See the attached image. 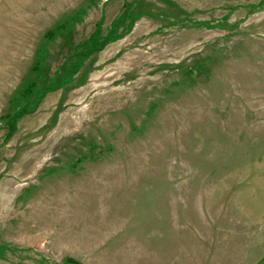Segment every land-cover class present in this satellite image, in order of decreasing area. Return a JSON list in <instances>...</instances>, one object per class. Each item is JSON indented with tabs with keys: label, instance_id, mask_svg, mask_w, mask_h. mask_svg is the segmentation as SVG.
<instances>
[{
	"label": "rangeland",
	"instance_id": "1",
	"mask_svg": "<svg viewBox=\"0 0 264 264\" xmlns=\"http://www.w3.org/2000/svg\"><path fill=\"white\" fill-rule=\"evenodd\" d=\"M0 264H264V0H0Z\"/></svg>",
	"mask_w": 264,
	"mask_h": 264
},
{
	"label": "trees",
	"instance_id": "2",
	"mask_svg": "<svg viewBox=\"0 0 264 264\" xmlns=\"http://www.w3.org/2000/svg\"><path fill=\"white\" fill-rule=\"evenodd\" d=\"M121 20H122V19H121ZM99 35H100V29L98 28V29L94 32V34L92 35V37H91V41H90V42H92V40H94L95 38H97ZM106 42H107V39H105L104 42L100 44V46H98L97 44H96V45H93V47L90 48L89 51H86V52L83 54V56L86 57L87 55H90V54H93L94 52L100 51V50L103 48V46L106 44ZM63 81H64V77H62L61 74L58 75V76L56 77V79L53 81V83L51 84V86H49L48 88H46V89L43 90V93L45 94V93H47L48 91H52V90H54V89L60 87ZM44 94H43V95H44ZM25 113H27V111H24V110H23V111H21L19 114H17L16 116H14L13 123H12V127L15 125V122H14V121H16V119H17L18 117L23 116Z\"/></svg>",
	"mask_w": 264,
	"mask_h": 264
}]
</instances>
